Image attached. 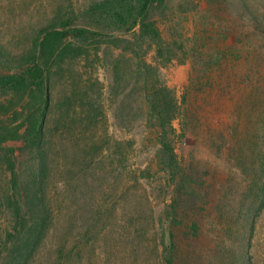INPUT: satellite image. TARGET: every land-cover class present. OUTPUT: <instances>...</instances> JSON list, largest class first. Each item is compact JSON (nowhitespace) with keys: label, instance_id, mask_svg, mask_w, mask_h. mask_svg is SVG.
Listing matches in <instances>:
<instances>
[{"label":"rangeland","instance_id":"rangeland-1","mask_svg":"<svg viewBox=\"0 0 264 264\" xmlns=\"http://www.w3.org/2000/svg\"><path fill=\"white\" fill-rule=\"evenodd\" d=\"M93 1L0 0V74L25 68L42 30L85 24L80 16ZM188 1L182 10L187 0H172L170 9L192 41L188 61L159 68L187 112V132L174 148L200 195L187 211L181 256L185 264H264V208L258 209L244 170L257 155L259 167L264 151V0ZM172 23L158 17L165 36ZM195 33L203 41L194 42ZM114 34L116 40L98 43L64 39V46L83 44L86 53L66 51L50 70L40 145L28 149L21 139L3 144L14 150L23 203L50 216L27 264H160L157 230L169 188L158 131L146 124L133 33ZM23 105L20 94L0 90V124L16 128ZM174 126L179 132L178 121ZM9 187L0 151L1 241L13 223Z\"/></svg>","mask_w":264,"mask_h":264},{"label":"trees","instance_id":"trees-1","mask_svg":"<svg viewBox=\"0 0 264 264\" xmlns=\"http://www.w3.org/2000/svg\"><path fill=\"white\" fill-rule=\"evenodd\" d=\"M171 1H93L80 16L85 24L71 28L69 23H63L59 29L50 26L42 30L25 68L10 74H0V90L20 94L24 101V105L19 108L20 116L15 118L20 119L16 128L11 129V126L0 124V151L3 163L10 174L8 190L11 193L6 198V204L13 218L5 239L0 240V261L7 258L11 264H27L38 250L50 226V216L47 211L38 209L33 213L23 203L14 150L3 147V144L10 140L21 139L28 149L40 145L44 137V123L49 108L50 70L64 58L66 51H74L76 56L86 53L83 44L76 47L70 44L64 46V39L68 37L79 43L88 40L98 43L102 39L116 40L117 36L114 33L131 32L138 88L147 107L146 124L158 131L160 166L163 179L169 188V200L166 201L157 230L160 264H185V259L181 256V235L186 236L183 229L184 222L188 218L187 211L194 203L195 196L200 195L193 187L191 175L179 163L174 148L176 139L184 137L187 132V112L173 90L161 81L159 68L174 62L180 64L187 62L192 41L184 33L185 27L181 26V16L174 22ZM211 3L222 4L219 0H209L210 5ZM189 4L187 0V3L180 4L179 8L186 9ZM196 9L198 10V7ZM160 16L170 23L173 21L171 28L174 29H170L167 36L159 28ZM194 35V42L203 41L200 33ZM227 36L221 35L224 39ZM179 52L181 58L177 54ZM150 54H153L152 60H148ZM118 60L112 62L115 72L118 70ZM175 121L179 122V132L174 126ZM41 154L44 156L42 152ZM257 156L250 163H245L244 170L251 175L250 183L256 189L257 199L260 201L258 209L261 210L264 208V151L260 160L262 164L259 167V155ZM258 212L256 209L255 213ZM253 218L245 220L242 226V231L245 232L242 235L240 232L243 238L251 231ZM190 228L196 233L198 229L196 222H193Z\"/></svg>","mask_w":264,"mask_h":264}]
</instances>
